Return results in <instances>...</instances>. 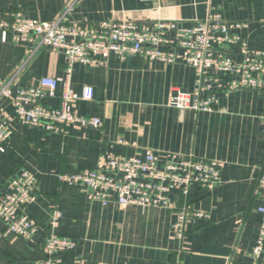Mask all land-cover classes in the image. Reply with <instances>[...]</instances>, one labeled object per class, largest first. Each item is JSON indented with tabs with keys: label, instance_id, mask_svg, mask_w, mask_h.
I'll use <instances>...</instances> for the list:
<instances>
[{
	"label": "crops",
	"instance_id": "crops-1",
	"mask_svg": "<svg viewBox=\"0 0 264 264\" xmlns=\"http://www.w3.org/2000/svg\"><path fill=\"white\" fill-rule=\"evenodd\" d=\"M72 0H0L5 12L21 11L30 18L50 20ZM71 18L82 24L127 18L138 23L177 20L182 26L218 14L242 20L248 45L264 50V0H76ZM33 45L0 41V76H9ZM64 56L39 47L17 80L31 87L41 76H64ZM194 69L177 61H150L142 55L118 59L110 55L102 65L74 63L71 81L81 94L86 85L93 98L78 100L74 111L99 116V129L70 126L66 133H49L14 124L4 152H0V194L5 182L26 168L38 176L35 200L28 215L38 232L32 241L3 234L0 221V264H28L43 257L41 246L55 208L61 218L55 232L77 242L61 255L60 264H250L258 234L261 199L255 180L264 166V93L239 89L220 93L213 111L183 110L167 105L173 89L188 91ZM62 85L56 89L57 96ZM49 107L58 98L43 99ZM3 105L11 112L8 101ZM123 139L125 143L117 144ZM147 150L192 154L224 162L222 182L213 191L191 186L193 207L209 211L208 221L192 218L180 240L172 231L173 209L102 205L88 201L74 186L57 180L95 166L100 153L132 156ZM264 260V254L261 261Z\"/></svg>",
	"mask_w": 264,
	"mask_h": 264
},
{
	"label": "built area",
	"instance_id": "built-area-1",
	"mask_svg": "<svg viewBox=\"0 0 264 264\" xmlns=\"http://www.w3.org/2000/svg\"><path fill=\"white\" fill-rule=\"evenodd\" d=\"M76 0L50 20L30 18L19 10L5 12L0 18V41L9 36L14 43L33 45L18 67L7 77L0 76V152L6 149L14 132V124L49 133H66L70 126L99 129V116L75 113L78 100L92 99L93 88L86 85L81 94L72 87L74 63L102 65L110 56L125 59L142 55L150 61L183 62L194 69L195 83L188 91L173 89L167 99L169 107L192 111H213L220 93L239 89L264 93V50L248 45L241 30L248 27L242 20H226L218 14H208L202 20L182 26L177 20H156L138 23L127 18L102 19L95 23H80L71 18ZM42 48L64 56V76L41 75L27 88L18 87L17 80L34 52ZM62 85L57 96L56 89ZM58 98L57 106L49 107L43 99ZM8 101L9 112L3 105ZM117 144L125 143L123 139ZM224 162L201 159L175 152L147 150L132 156L104 151L95 166L67 174L57 172V180L76 187L89 201L102 205L114 202L120 206H151L173 209L176 219L172 231L182 240L185 226L192 218L208 221L209 211L194 208L190 188L213 191L221 184ZM38 176L22 168L5 182L0 194V221L3 234L12 233L32 241L38 232L36 222L29 217L28 207L35 200ZM254 192L261 199L256 208L260 214L258 234L248 253L250 264H264V166L255 180ZM49 230L41 250L43 257L28 264H60L61 255L76 247L69 236L55 232L61 211L55 208L50 216Z\"/></svg>",
	"mask_w": 264,
	"mask_h": 264
}]
</instances>
